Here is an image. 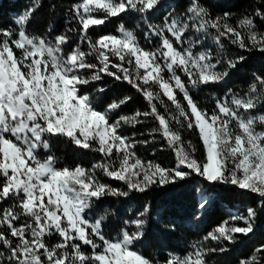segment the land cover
Masks as SVG:
<instances>
[{"label": "snow or ice", "instance_id": "obj_1", "mask_svg": "<svg viewBox=\"0 0 264 264\" xmlns=\"http://www.w3.org/2000/svg\"><path fill=\"white\" fill-rule=\"evenodd\" d=\"M159 4L160 0H80L68 10L70 26L65 33L48 39L27 34L26 26L38 6L34 0L15 18L13 29H0V264H207L209 252L226 251L225 241L236 243V234L248 236L253 231L256 210L248 208L246 215L231 218L244 226L225 222L204 237L219 247L205 249L201 242L185 255L169 252L161 262L136 250L148 224L149 205L134 219L124 220L116 238H108L104 232L108 215L114 213L105 210L89 218L104 196L127 197L152 185L175 184L193 173L209 184L233 185L255 193L264 207V113H256L264 106V78L255 75L256 82L244 96L232 94L229 98L225 94L217 99L211 113L202 110L190 95V88L224 81L245 59L222 53L214 57L204 45L209 35L220 49L224 38L244 51L264 52V33L256 31L254 23L255 17L264 20V0L237 27L228 23L229 13L213 18L199 0H191L185 17L169 12L161 24H153L150 14ZM128 13L144 23L143 40L153 47L143 46L135 31L123 25L119 35L106 34L95 40L89 35L95 26ZM68 33L77 34L79 42L65 51ZM198 46L205 50L194 51ZM218 65H224L222 71L217 70ZM105 77L130 84L148 102L150 111L113 120L110 114L117 113L131 97L97 110L82 90ZM104 91L96 88L98 94ZM178 93L186 107L177 99ZM162 97L171 102L178 116L166 118L158 111L155 102L164 104ZM140 117L159 122L152 131L159 132L175 152L174 168L151 162L145 165L131 151L135 144L119 129L142 123ZM170 120L198 131L206 154L203 162L195 158L194 146L189 145L191 152L184 147ZM53 137L97 152L104 162L91 170L79 164L57 167L54 155L41 152L49 151ZM97 168L126 184L128 190L101 183L96 179ZM207 205V197H202L199 209ZM49 237L57 242L49 246ZM85 246L91 254H86ZM256 252L264 254V246ZM240 264H264V255H253Z\"/></svg>", "mask_w": 264, "mask_h": 264}, {"label": "trees", "instance_id": "obj_2", "mask_svg": "<svg viewBox=\"0 0 264 264\" xmlns=\"http://www.w3.org/2000/svg\"><path fill=\"white\" fill-rule=\"evenodd\" d=\"M80 0H37L38 6L31 15L26 31L29 36H44L53 39L56 35L65 33L70 26L68 17L69 9ZM191 0H160L154 14H150V22L161 24L164 16L172 12L173 15L185 17ZM34 0H0V29H13L15 18L30 8ZM199 3L206 7L210 15L215 18L229 13L228 23L237 27L240 20L246 15H254L256 7L260 6L262 0H199ZM256 31L264 33V20L255 17ZM123 25L129 30L135 31L141 43L145 47H153L143 40L144 23L133 13L122 14L120 17L108 19L105 24L95 26L89 30L93 40L106 34L119 35L118 29ZM139 25V27H137ZM72 26H75L74 24ZM51 27L52 31L49 32ZM213 34L215 30H210ZM245 30L241 29L242 34ZM69 43L65 45V51H70L79 37L75 33H68ZM223 48L220 49L214 43L213 36L209 35L204 45L212 50L213 56L222 53L226 57L243 55L244 61L237 64L235 69L230 70L228 77L218 83L203 86L200 89L190 88V95L202 109L211 113L215 108V101L223 98L225 94L246 95L252 83H255V75L264 78V52L258 50L244 51L233 45L228 39L222 38ZM87 51L86 45H81ZM196 51L205 50L204 46H198ZM18 54V51H17ZM94 61L93 57H88ZM115 63L120 61L110 57ZM127 67V65H125ZM224 65H218L217 70L222 71ZM112 71H116L112 69ZM167 78L168 73H164ZM182 79H186L182 76ZM103 87V93H97L96 88ZM158 90L154 88V91ZM231 90V93H229ZM84 94L90 95L93 105L99 111H104L112 101H118L124 97L131 99L123 104L117 113L110 114L115 120L119 115L132 116L137 111L143 113L150 111L148 102L127 82L115 81L113 78L105 77L103 81H96L83 89ZM164 104H157L158 111L166 118L172 115L178 116L175 107L162 97ZM177 99L185 105L182 94ZM165 105L167 107H165ZM256 113H264V106L256 109ZM254 113V114H256ZM142 123L122 125L119 129L121 135L129 138L135 146L131 149L145 163L151 162L165 169L174 168L176 155L169 147L167 140L159 132H153V128L159 127V122L152 117H140ZM182 119V118H181ZM170 127L178 131L184 147L191 152L189 145L194 146L195 158L203 162L205 151L196 130H189L186 123L183 127L170 120ZM257 130H262L260 126ZM144 141H148L146 144ZM42 155H54L57 160V167L74 168L77 164L91 170L94 164L104 162V157L94 151L78 149L62 138L53 137L50 140L48 152L41 150ZM115 156V152H114ZM132 161H130L131 163ZM119 161H116L118 166ZM187 171V169H185ZM96 179L101 183L109 184L113 188L127 191V185L121 181L113 180L106 176L101 168L95 170ZM207 197L208 205L204 210L198 205L202 197ZM260 197L255 193L238 189L233 185L209 184L195 173L186 179L175 184L163 186L152 185L144 192L132 191L127 197L104 196L93 206L89 212V218L98 217L105 210H109L104 225V232L108 238H116L119 229L123 226L124 220L134 219L136 214L143 210L145 205L150 206L147 216L148 224L144 230L143 238L137 243L136 250L142 252L150 259L163 261L169 252L177 255H185L193 251L192 245L203 243L205 249L219 247L213 241H205L204 237L217 226L235 223L244 226L242 221H233L234 216L247 214L248 208L256 210V217L253 222V231L248 236L236 234L237 242L229 244L227 241L222 245L226 251L209 252L205 259L207 264H240L243 260L250 259L253 255L260 257L264 254L257 253L256 249L264 246V207L260 204ZM197 217H199L197 219ZM131 230V226H129ZM49 246L57 242L55 237L47 238ZM86 254H91V249L85 246Z\"/></svg>", "mask_w": 264, "mask_h": 264}, {"label": "rangeland", "instance_id": "obj_3", "mask_svg": "<svg viewBox=\"0 0 264 264\" xmlns=\"http://www.w3.org/2000/svg\"><path fill=\"white\" fill-rule=\"evenodd\" d=\"M96 15H100V16H102L103 15V13H97ZM100 26V25H99ZM18 51V54H19V50H17ZM194 51H196V50H194Z\"/></svg>", "mask_w": 264, "mask_h": 264}]
</instances>
